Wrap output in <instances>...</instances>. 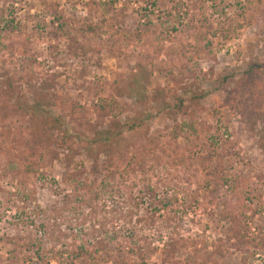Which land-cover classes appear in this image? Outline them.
<instances>
[{
  "label": "rangeland",
  "instance_id": "obj_1",
  "mask_svg": "<svg viewBox=\"0 0 264 264\" xmlns=\"http://www.w3.org/2000/svg\"><path fill=\"white\" fill-rule=\"evenodd\" d=\"M0 264H264V0H0Z\"/></svg>",
  "mask_w": 264,
  "mask_h": 264
},
{
  "label": "trees",
  "instance_id": "obj_2",
  "mask_svg": "<svg viewBox=\"0 0 264 264\" xmlns=\"http://www.w3.org/2000/svg\"><path fill=\"white\" fill-rule=\"evenodd\" d=\"M89 31H93V29L91 27L87 28ZM28 114L31 115L33 118L35 119H41V118H46L49 117L48 114H46L43 111H39V108L36 106H32L30 108H28ZM55 125H58L59 122L55 120ZM56 128V127H55ZM94 253H97V251L95 250Z\"/></svg>",
  "mask_w": 264,
  "mask_h": 264
}]
</instances>
